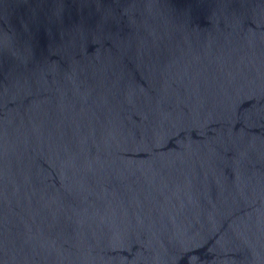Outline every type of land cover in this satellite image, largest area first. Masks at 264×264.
<instances>
[{
  "label": "water",
  "instance_id": "1",
  "mask_svg": "<svg viewBox=\"0 0 264 264\" xmlns=\"http://www.w3.org/2000/svg\"><path fill=\"white\" fill-rule=\"evenodd\" d=\"M0 264H264V0H0Z\"/></svg>",
  "mask_w": 264,
  "mask_h": 264
}]
</instances>
